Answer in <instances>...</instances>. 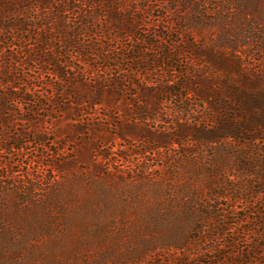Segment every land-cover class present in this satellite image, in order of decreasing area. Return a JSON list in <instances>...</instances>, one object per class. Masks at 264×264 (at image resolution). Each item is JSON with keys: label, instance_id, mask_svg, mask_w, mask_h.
<instances>
[{"label": "rangeland", "instance_id": "rangeland-1", "mask_svg": "<svg viewBox=\"0 0 264 264\" xmlns=\"http://www.w3.org/2000/svg\"><path fill=\"white\" fill-rule=\"evenodd\" d=\"M130 2L140 6L138 0ZM124 4V0H0V180L39 196L55 192L58 202L49 203L54 213L78 211L75 236L93 217L100 218L95 240L101 237L104 247L118 235L122 250L145 234L143 228L134 233L133 226L139 220L148 222L155 208L169 203L172 195L159 181L171 176L169 187L177 199L176 192L189 174L205 162L206 171L215 172L213 178L222 184L214 190L228 197L221 199L223 208L248 220L239 224L228 219L229 234L241 228L247 234L252 220L264 221V167L240 182L235 176L245 162L224 163L219 173L211 169L218 145L186 142L150 149L147 142H157L160 133L175 138L173 131L179 127L191 136L187 127L200 120L197 112L208 115L199 128L210 127L223 116L225 107L219 101L233 104L230 94L209 93L218 95L215 102L204 93L221 86L216 78L221 73L205 70L202 74L208 80L202 82L193 77L201 73L200 58L192 64L187 52L169 61L160 57L168 43L176 50L187 39L199 40V35L185 33L178 39L181 45L175 36L155 39L149 29L156 18L141 9L134 16L141 28H148L147 35L131 25L134 34H123L124 30L108 34L116 29L110 16L118 9L125 11ZM151 4L161 10L167 0ZM118 31L123 38L115 37ZM142 36L148 43L136 42ZM150 43L155 47L146 54L126 48L132 44L145 48ZM132 53L138 58L126 59ZM181 69L188 70L186 77ZM169 90L187 92V98L170 96L165 92ZM183 107L190 109L180 111ZM142 114H146L143 119ZM257 133L246 137H255L252 152L259 151L264 162V128ZM241 145L235 142L227 151L236 152ZM196 176L189 177L195 185L206 179L201 172ZM234 184L242 189L238 194ZM57 218L59 224L64 222L63 216Z\"/></svg>", "mask_w": 264, "mask_h": 264}, {"label": "trees", "instance_id": "trees-1", "mask_svg": "<svg viewBox=\"0 0 264 264\" xmlns=\"http://www.w3.org/2000/svg\"><path fill=\"white\" fill-rule=\"evenodd\" d=\"M130 1L124 0L125 11L118 9L110 16L116 29L107 33L124 30L123 34H129L132 30L128 26L131 25L137 27L135 32L140 30L138 32L142 35H147L148 28H141L138 16H134L135 11L141 9L156 18L151 25L153 29H149L155 39L175 36L176 42L187 32L195 38L199 35V40L187 39L183 46L180 44L182 40H178L176 43L181 47L176 50L174 44L168 43L160 57L169 61L175 57L182 58L187 52L185 57L192 64L194 58H200L201 73L193 74V77L202 82L206 79L203 71L211 75L220 72L221 76L216 78H220L221 86L203 92L215 102L219 101L218 95L209 93H229L233 104L226 100L219 102L225 107V113L236 114V117H231L224 113L212 126L199 128L201 122L207 121L208 115L197 112L202 117L194 120L192 127H187L191 136L182 127L173 131L175 138L171 134L160 133L155 137L162 141L147 140L150 149H159L169 143L177 146L186 142L203 147L218 145L213 166L209 165L211 169L219 173L224 163L242 161L245 163H241L238 176H233L240 182L244 177L255 176L254 172L264 167V162L259 151L252 152L251 142L255 137H246V133L256 136L260 127L264 128V0H167V5L161 10L151 4L153 0H138L140 6ZM123 34L119 36L118 31L115 37L123 38ZM142 41L148 43L145 36L137 38L136 42ZM153 47L150 43L145 48L133 44L126 48L141 55ZM137 58L138 55L133 53L126 56L130 61ZM255 64L260 68H255ZM180 72L186 77L188 70L181 69ZM165 92L170 96L187 98V92L181 93L180 90ZM182 109L188 112L190 108L183 107L180 111ZM235 142L242 143L240 149L228 152L229 146H234ZM194 171L189 177L197 178L201 172L206 179L201 185L199 182L195 185L187 177L182 190L176 192L177 199L169 187L172 185L169 182L171 176L159 181L172 195L168 197L169 203L166 207L155 208L148 222L139 220L133 226L134 233L143 228L145 234L137 236L136 243L122 246V250H118L122 241L116 236L117 232L112 236L116 239L107 246L102 247L101 237L95 240L94 236H99L96 232L100 218L93 217L81 235L75 236L74 219L79 216L75 214L78 211L54 213L49 203L58 202L59 196L55 192L39 196L32 190H17L10 182L0 180V264H264V221L252 220L253 227L247 234L241 228L237 234L230 235L228 230L232 222L228 219L233 218L242 224L248 221L246 215L239 216L234 210L223 208L221 199L227 196L214 190L222 184L217 181L219 178H213L215 172L206 171L205 162L201 167L196 166ZM204 187L210 191L204 192ZM233 187L236 194L242 190L238 185ZM156 190L151 188L153 193ZM234 197L239 200L238 195ZM57 216H63L64 222L59 224Z\"/></svg>", "mask_w": 264, "mask_h": 264}]
</instances>
